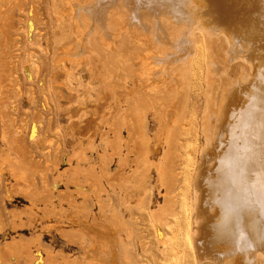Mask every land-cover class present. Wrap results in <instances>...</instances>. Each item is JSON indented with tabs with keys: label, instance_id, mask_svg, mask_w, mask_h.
<instances>
[{
	"label": "rangeland",
	"instance_id": "1",
	"mask_svg": "<svg viewBox=\"0 0 264 264\" xmlns=\"http://www.w3.org/2000/svg\"><path fill=\"white\" fill-rule=\"evenodd\" d=\"M52 3L53 0H0V264H69L66 259L82 256L90 242L78 227L83 221L113 225L132 264H214L210 259L199 260L192 242L194 178L205 144L204 115L210 101L216 108L221 89L220 79L216 89L207 81L203 50L192 59L189 81L184 80L187 76L180 78L176 89L162 98L166 105L157 98L144 104L145 96L141 104L138 96L147 91L142 87V74H138L140 79L136 75L141 69L138 64L129 66L130 59L122 64L127 53L121 60L118 58L125 55L118 51L128 44L124 30L110 33L106 41L101 38L103 43L98 38L100 34H88L89 39L94 36L103 45L96 40L98 46L90 47L92 42L87 38L90 45L72 62L73 56L71 60L64 52L69 42H75L73 29L67 28L73 24L66 27L69 19H56ZM193 34L202 49V34L199 30ZM111 40L115 48L124 41L116 53ZM108 43L109 50L104 47ZM222 45L218 37L214 46L222 50ZM97 47L104 52L102 60L110 59L104 63L107 67L102 65L104 60L98 62L101 58L97 59ZM61 50L64 57L59 55ZM114 54L120 60V64L115 60L119 70V65H128V73L130 67L136 66L130 72L132 76H125L126 85L119 83L124 82V77L121 81L115 76ZM78 58L82 62H76ZM91 61L99 64L96 76L97 66L96 70L90 67ZM110 62L114 69L108 67ZM228 63L226 70L231 78L248 64L240 57ZM173 65L176 73L177 64ZM104 67L111 72L106 74ZM125 67L118 70L122 76L127 75ZM136 78L139 85L135 84ZM185 81L187 95H183ZM107 82L112 84L111 89ZM142 88L143 92L139 91ZM110 93L115 98L119 96L110 99ZM136 103L137 107L133 105ZM158 104H162L161 110ZM152 108L160 116H155L159 113L152 112ZM136 113L144 115L142 136L131 128L138 121ZM156 117L163 121L159 118L157 122ZM143 149L147 153L144 158ZM26 249L30 255H26ZM255 264H260V259Z\"/></svg>",
	"mask_w": 264,
	"mask_h": 264
},
{
	"label": "bare ground",
	"instance_id": "2",
	"mask_svg": "<svg viewBox=\"0 0 264 264\" xmlns=\"http://www.w3.org/2000/svg\"><path fill=\"white\" fill-rule=\"evenodd\" d=\"M52 4L56 19L63 17L67 19V22L69 19L70 22H65V26L73 24L72 28L66 27L73 29L76 37H74L75 40L73 39L74 45L71 43L73 41L67 43L72 47H68V45L66 47L65 41L62 43L68 49L64 50V53L67 52L68 56L70 55L67 58L71 59L70 57L73 56L72 62H75L74 56L78 57L80 53L85 52L86 46L90 45L89 42L87 44V41L92 42L90 47L98 46L95 44L97 39L94 40L96 37L94 38L93 34L95 36L97 33L100 34L98 38L102 42V39L107 40L110 33H120L124 30L123 35L126 34L130 38V40L129 38L124 39V41L127 40L125 42L129 44L130 50L128 49L127 52L125 49L128 44H125L126 47L123 48L125 46L123 40V44L119 42L118 49L120 50L121 45L123 46L122 50L118 52H125V55L118 56V58H124L128 54V58L126 56L124 59H130V62L120 58L121 62H124L122 64L129 62L131 64L129 66L139 65L141 70L136 75L142 74L141 78L144 81L142 87L147 88V91L143 92L144 88L137 89L143 93L136 92V96L140 94L138 96L140 100L133 99L138 100L141 104H143V101L140 102L141 99L145 100L147 97L146 100H148V97H151L150 102L145 100L144 104L146 102L150 104L151 101H154L152 98H157L158 102L161 101L166 105L162 98L170 95L168 92L173 91L174 88L176 89L177 81L181 82L180 78L187 76V79L184 80L189 81L192 59L197 51L203 50V57L207 64V81L209 84L215 85L214 89H216L217 79H220L221 89L216 108L213 101H210L209 109L204 115L202 132L205 144L200 153V161L197 163L198 169L194 178L196 202L192 242L197 250L199 260L210 259L214 264H255L257 259H260V264H264V0H53ZM66 27L63 28L64 31L67 29ZM195 30H199L203 36V39H200L202 49L196 45L193 38ZM65 33L69 34L67 31ZM91 33H93V39L87 37L88 34L91 36ZM71 36L74 35L71 34ZM118 36L120 37V35ZM218 37L223 41L222 50L214 46ZM101 42L98 41L99 44ZM109 44H105L104 47L107 46L106 49H108ZM114 45L116 46V44ZM117 47L113 52L118 50ZM105 48L104 50H106ZM102 49L97 47L96 53L99 52V56L97 57L96 53V56H93L94 59L101 58V61L98 62H103L106 59L103 57L102 60L104 53L101 52ZM87 51L89 53L90 50ZM106 51L105 53H108ZM60 52L59 55L63 54L64 57L63 51ZM237 57L242 58L248 64L242 65L235 72V78L228 77L226 70L228 62ZM79 58L76 59V62ZM115 58L117 57L115 56ZM115 58H113V62L115 60L120 62L118 58V60ZM107 60L110 61V59ZM106 61L102 63L103 66L109 63ZM91 62L90 67L97 66V70L94 68L97 72L100 68H98L99 64L95 63L94 65V62ZM113 62L112 64L110 62L109 68L116 65V62L114 64ZM117 64L120 63L117 62ZM173 64H177L176 73L172 71L173 67L174 69L176 67ZM116 66L117 70L115 69L114 73L117 75L115 76L121 77V81L124 77V82H119L124 84L127 79L125 76H132L131 70L136 69V66L130 67V71L128 70L126 73L128 65H125L126 67L119 65L120 70L118 65ZM106 67L103 68L105 71ZM123 67L127 74L124 76H122V72L119 73ZM107 71L111 72V70ZM137 71L134 70V72ZM96 72L95 76L100 72V69ZM114 73L113 78H115ZM101 75L100 73L98 75L100 79H102ZM109 77L111 80V76ZM105 80L107 81V78ZM101 83L100 80L99 84ZM138 83L137 79L135 84ZM185 83L187 82L185 81ZM107 85H109L108 82ZM111 85L107 88L111 89ZM125 85L123 86L125 87ZM186 85L183 95H187L188 83ZM101 87L103 88L102 85ZM101 87L100 89H102ZM132 89L134 88L132 87ZM131 93L133 94V91ZM111 94L109 98H115ZM120 94L122 95L123 92ZM116 96L118 98L119 94ZM128 100L127 98V102ZM171 100L173 101V98ZM133 105L137 107V103ZM161 105L152 107L161 110L159 107ZM154 108H152V112H156ZM138 110L137 113L140 112V109ZM140 114L135 126L133 124L134 127L131 128L137 135L142 136L145 120L144 115L140 116ZM158 115L160 116V113L155 114L157 117ZM159 118H157V122ZM144 147L146 148V146ZM141 154L144 158L147 155L146 149L141 150ZM96 224L91 225L84 221L78 224L80 231L90 238V242L83 248L82 256L72 260L67 258L66 262L69 264H132L122 246L120 236L121 244L118 241L115 227L105 221ZM71 241L74 240L71 239ZM25 252L26 255L31 254L28 249Z\"/></svg>",
	"mask_w": 264,
	"mask_h": 264
}]
</instances>
